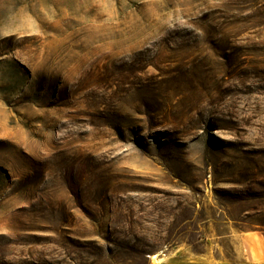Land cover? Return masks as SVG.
<instances>
[{
  "label": "rangeland",
  "instance_id": "obj_1",
  "mask_svg": "<svg viewBox=\"0 0 264 264\" xmlns=\"http://www.w3.org/2000/svg\"><path fill=\"white\" fill-rule=\"evenodd\" d=\"M0 264H264V0H0Z\"/></svg>",
  "mask_w": 264,
  "mask_h": 264
}]
</instances>
